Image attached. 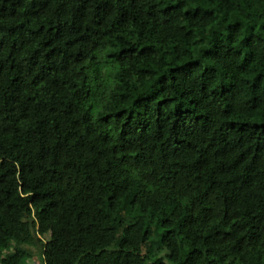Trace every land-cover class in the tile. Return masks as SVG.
<instances>
[{"label": "trees", "instance_id": "16d2710c", "mask_svg": "<svg viewBox=\"0 0 264 264\" xmlns=\"http://www.w3.org/2000/svg\"><path fill=\"white\" fill-rule=\"evenodd\" d=\"M36 259L264 264V0H0V264Z\"/></svg>", "mask_w": 264, "mask_h": 264}, {"label": "rangeland", "instance_id": "374dc122", "mask_svg": "<svg viewBox=\"0 0 264 264\" xmlns=\"http://www.w3.org/2000/svg\"><path fill=\"white\" fill-rule=\"evenodd\" d=\"M34 262H35V263H38V259L34 260V261L32 262V264H34ZM38 264H39V263H38Z\"/></svg>", "mask_w": 264, "mask_h": 264}]
</instances>
